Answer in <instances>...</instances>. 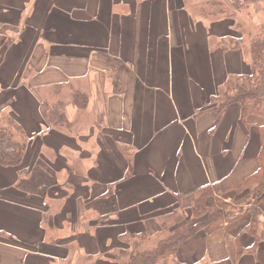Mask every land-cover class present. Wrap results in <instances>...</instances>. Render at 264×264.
Wrapping results in <instances>:
<instances>
[{
	"label": "crops",
	"instance_id": "crops-1",
	"mask_svg": "<svg viewBox=\"0 0 264 264\" xmlns=\"http://www.w3.org/2000/svg\"><path fill=\"white\" fill-rule=\"evenodd\" d=\"M214 1L25 0L21 10L0 9V25L13 23L1 35L11 42L0 54V115L10 111L18 89L12 114L38 131L21 165L0 167V264H121L118 254L135 238H148V249L186 220L198 221L190 208L204 187L221 185L208 205L243 195L235 188L264 169V118L247 124L239 104L218 120L213 114V95L228 74L239 75L237 57L243 63L240 49L218 48L220 63L213 71L208 65L210 36L236 29L230 18L196 17ZM221 1L233 8L231 0ZM194 24L202 38L207 30V41H187L183 30ZM31 41L46 68L26 74L21 69ZM29 75L36 79L31 92L13 89ZM82 79L95 84L76 89L89 94L86 108L70 113L66 107L73 133L58 130L66 141L45 143L56 130L46 125L45 100L33 87ZM25 169L30 176L21 175ZM73 183L77 191L68 190ZM55 189L68 194L55 196ZM258 210L257 222L246 212L200 230L171 264H264V196ZM175 212L187 217L166 219ZM48 213L51 219L43 221Z\"/></svg>",
	"mask_w": 264,
	"mask_h": 264
},
{
	"label": "trees",
	"instance_id": "trees-1",
	"mask_svg": "<svg viewBox=\"0 0 264 264\" xmlns=\"http://www.w3.org/2000/svg\"><path fill=\"white\" fill-rule=\"evenodd\" d=\"M256 1L259 0H231L233 8L221 0L210 2L211 11L204 9L203 15L211 20L236 19L238 11L244 10ZM235 26L243 34L247 33L251 37L252 72L231 76L224 82L218 93L212 97V103L215 105L213 114L218 120L228 106L239 104L242 108V118L249 124V118H264V24L257 25V30L248 31L241 23H236ZM244 45L245 38L242 35L225 36L217 42V47L224 51L242 49ZM73 99L80 109H84L88 106L89 94L75 90ZM66 107V102L56 97L52 103L45 100L42 111L50 127L63 133H70L73 122L69 120ZM27 134L24 125L15 115L5 112L0 115V167H18L23 163L30 144V136ZM30 173V169H25L21 175L27 176ZM235 190L243 195L234 203H227L218 198L215 204L208 205L207 199L216 192H221V185L214 183L204 187L190 208L192 217L199 218L198 221L186 220L183 225L175 228L167 237L159 239L148 249L146 247L148 238L144 236L135 238L130 250H122L118 254L121 264H171L170 259L175 257L180 245L206 227H217L224 222H233L246 212H251L252 222H257L258 206L264 196V169H259L247 177ZM113 193L114 190L110 189L107 195L111 196ZM186 217V212H175L166 219L171 218L172 221ZM164 225L166 227L165 222Z\"/></svg>",
	"mask_w": 264,
	"mask_h": 264
},
{
	"label": "rangeland",
	"instance_id": "rangeland-1",
	"mask_svg": "<svg viewBox=\"0 0 264 264\" xmlns=\"http://www.w3.org/2000/svg\"><path fill=\"white\" fill-rule=\"evenodd\" d=\"M24 1L25 0H0V9L6 10L5 8H16L18 10H21L22 9L21 5L24 4ZM2 3L6 4V5H2ZM0 11H2V10H0ZM237 14H238V17L236 19H233V22L235 24L236 23L237 24L241 23V25H244V29L247 30V31L248 30H257L258 29L257 25L264 24V0H259V1H256L254 3H251L244 10L238 11ZM192 17L195 18L194 15H192ZM196 17L206 18L203 14H199V13L196 14ZM218 20H221V19H218ZM8 22H10V21H8ZM8 22L3 21L1 23V25H0V33H1L0 34V38H1V35L3 34L2 31L5 34L6 32H8L7 30L12 29L11 25L13 23H8ZM235 28H236V26H235ZM23 30H24V25H22V28L21 27L19 28V37L20 38L23 35ZM183 35L187 38V41H192V40L193 41H198L199 44H201L202 41H207L206 40L207 39V30H204V37L202 38V36H201V26H196L195 24L193 26L187 25V28L183 30ZM229 35H234V36H241L242 35L245 38V45L243 46L242 49H240V56H241V58L243 60V63H241L239 58L237 57L239 63H236V65L233 67L235 70L237 69L236 73L237 74H242L244 72H247V73L252 72V59H251V51H250L251 37H250V35H247V33L243 34V32L239 31L237 28H236V30L233 29L232 33L231 32L230 33L226 32L224 34V37L225 36H229ZM10 40H11L10 38L9 39H7V38H1L0 39V54L1 55L5 56V50L7 49L8 45L10 44V42H11ZM218 40H219V38L214 35V36H210V41L208 42V46L209 47L207 48V51H208L209 55L211 54L210 58L208 60V65L211 68V71H213V68H214L213 64H215V62H218V64L220 63L219 57H221V56L219 55L220 53H219L218 47H217ZM182 41L184 42V45H186V42H185L186 40L184 39ZM35 45L36 44L34 43V41H31L30 47L27 50L26 55H25V61H24L25 63H24V65H23L21 70H23L24 73L26 72V74H28L30 72V69L33 71V70H38L40 68H42V69L46 68V64H44V62L41 61L42 60V56L40 58L41 51L38 48L39 46L37 45V47H36ZM60 53L62 54L63 58H65V53H66L65 50H62ZM196 53L201 55V53H205V50L200 46V47H198V50L196 51ZM228 55L229 54L227 53L226 56H228ZM235 55H236V53H235ZM55 56L57 57V53L55 54ZM229 59H230V57H229ZM59 61H61V60H59ZM0 64L3 66V60H2V62L0 61ZM201 64L203 65V64H205V62L201 61L200 65ZM1 65H0V67L2 68ZM64 68H65V65L62 64L61 65V69L64 70ZM5 70H7V68ZM228 76L230 77L229 74L227 75V77ZM47 79H51V78L47 77ZM35 80L36 79L33 80V78L29 75L28 77H26L25 79L22 80L23 81L22 83L19 82L20 83L19 85H15L13 89L19 88V87H24L25 90L30 91L29 90V85H31V83H33ZM71 81L72 82L57 81L51 87H48V86H45V85H40V86H34L33 89H35L37 95L40 96L42 100H47L48 99V101H50L51 103L56 99V97L62 98L66 102L70 113H72V112L74 113L79 108V106H78V104H76L75 100L73 99V92L76 89L87 90V88L90 85H94L95 83L94 82L90 83L89 79H82V81H77V82L73 81V80H71ZM78 86H80V87H78ZM0 88L2 90L1 86H0ZM17 90L18 89H16L14 91L15 94L13 95L12 98H10V104H11L10 108L12 110H13V104H18V102H19L18 100H19L20 96H16V91ZM45 90H46V92H45ZM91 90H94V89L91 88ZM91 103H93V101H91ZM27 104L29 106H33L32 100L28 101L25 104L26 107H28ZM43 105H44V101H43ZM43 105H42V109H43ZM11 109H10V111H7V113H12ZM42 114H43V111H42ZM43 118H44V116H43ZM44 121H45V123H47L46 125L48 126L49 124H48V122L46 121L45 118H44ZM49 128H51V131L56 130V133H53L54 135L51 134V133H48V135H46V137L44 138L45 139V143H47V144L52 143L51 139H53V138L54 139L55 138L64 139L66 141V139L64 137L60 136V135H62L61 133H59V135L57 134L60 131H58L57 129L52 128V127H49ZM26 131L28 133L27 135L30 136V143H31L32 134H33V136L37 135L38 131L36 130V131L33 132V131H29L28 129H26ZM71 131L72 132H70V134L73 133V130H71ZM78 136L76 137V140H77V142H80V135H78ZM34 140H33V142H34ZM32 143L29 144V147L32 146ZM68 143L70 145L74 144L72 140L68 141ZM38 145H37V147H38ZM29 147H28V151L30 150ZM34 152H35V149L32 150V148H31V156H33L32 153H34ZM43 162H44V159L41 160L42 166H43ZM93 164H95V163L92 161L90 166L91 167L92 166H96V165H93ZM28 176H30V175H27V177ZM66 178L64 177L63 180L67 181ZM69 188H71V187H69ZM76 188H77V184L73 183L72 188L68 189V190L77 191V190H75ZM68 190H66V189L62 190L61 189V191H59V190L57 191L55 189L53 192H55V194H54L55 196H63V195L68 194ZM90 197H92V196H90ZM50 215H52V214L51 213L46 214L45 215V220H43V221H47V220L51 219ZM47 230H49V229H47ZM146 244L149 247L147 242H146Z\"/></svg>",
	"mask_w": 264,
	"mask_h": 264
}]
</instances>
